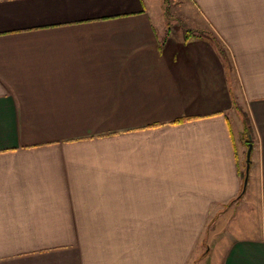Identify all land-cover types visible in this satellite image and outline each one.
<instances>
[{
    "label": "crops",
    "instance_id": "obj_1",
    "mask_svg": "<svg viewBox=\"0 0 264 264\" xmlns=\"http://www.w3.org/2000/svg\"><path fill=\"white\" fill-rule=\"evenodd\" d=\"M170 4L0 0V264H190L242 112L216 264H264V0Z\"/></svg>",
    "mask_w": 264,
    "mask_h": 264
},
{
    "label": "rangeland",
    "instance_id": "obj_2",
    "mask_svg": "<svg viewBox=\"0 0 264 264\" xmlns=\"http://www.w3.org/2000/svg\"><path fill=\"white\" fill-rule=\"evenodd\" d=\"M168 13L169 18L167 19L170 26L176 22V17H172L171 14L177 13L176 5H171L170 0H168ZM178 14V13H177ZM237 109L238 106H237ZM247 116V115H246ZM244 170V166L241 167V171ZM248 193L244 194L241 198V202L233 208L232 205L229 208L220 209L219 215L214 218L210 224L205 225L202 230L199 241L197 243V249L194 253H199V250H202V254L199 256L192 257L190 264H216L217 262V251L220 249V245L223 243V239L226 238L227 234H241L243 233V226L248 224L256 223V215L253 216L250 214V210L257 211V209H247L249 207L248 202L253 206H257V203H254L253 198H247ZM243 198V199H242Z\"/></svg>",
    "mask_w": 264,
    "mask_h": 264
},
{
    "label": "trees",
    "instance_id": "obj_3",
    "mask_svg": "<svg viewBox=\"0 0 264 264\" xmlns=\"http://www.w3.org/2000/svg\"><path fill=\"white\" fill-rule=\"evenodd\" d=\"M168 0H164V12H165V17L168 19L169 18V11H168ZM191 37H203V38H207L209 40H215L213 34L203 31V30H192V29H185L184 30V39L187 40ZM247 114L242 112V117H243V137H244V142L245 145L248 146V143L251 142V139L249 138V136L251 135V125L249 122V117L246 116ZM187 118H180L177 120H174V122H178V121H182V120H186ZM244 175H245V164H244V170L241 171V179H242V187L240 192L238 193V195L236 196V199H239L243 196V194L245 193V189L243 190V179H244Z\"/></svg>",
    "mask_w": 264,
    "mask_h": 264
},
{
    "label": "water",
    "instance_id": "obj_4",
    "mask_svg": "<svg viewBox=\"0 0 264 264\" xmlns=\"http://www.w3.org/2000/svg\"><path fill=\"white\" fill-rule=\"evenodd\" d=\"M251 150H252V143L249 142L248 146H247V150H246L245 175H244V179H243V190L245 189L247 181H248Z\"/></svg>",
    "mask_w": 264,
    "mask_h": 264
}]
</instances>
